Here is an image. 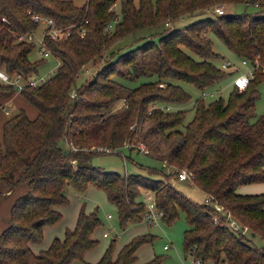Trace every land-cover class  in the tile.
Masks as SVG:
<instances>
[{
  "label": "trees",
  "instance_id": "1",
  "mask_svg": "<svg viewBox=\"0 0 264 264\" xmlns=\"http://www.w3.org/2000/svg\"><path fill=\"white\" fill-rule=\"evenodd\" d=\"M235 3L256 10L223 12L179 28L163 25L166 19ZM33 14L68 26L69 34L59 40L44 36L57 66L43 83L34 88L24 84L18 92L35 108V116L29 119L19 110L1 125L0 182L8 185L6 191L23 182L26 191L14 197L0 230V264H159L157 256L135 263V250L150 238L147 233L125 241L115 255L109 242L95 262L84 260L83 253L96 243L91 232L98 218L81 208L63 237L53 236L37 252L31 249L30 243L41 240L43 226L60 217L66 186L81 192L87 184L104 190L120 227L142 219L144 204L138 196L144 191L152 194L165 223L181 209L186 222L182 249L196 262L264 264V246L252 241L255 235L264 240V191L238 192L240 185L264 182V113H254L257 85L264 78V0H138L136 6L132 0H84L78 5L72 0H0V70L8 76L26 79L35 70L37 63L26 56L32 43L16 38L37 28ZM145 29L158 35L141 36L142 43L122 52L109 47ZM208 32L245 59L252 74L243 90L232 86L225 100L194 99L191 118L179 128L185 110L176 106L188 99L180 83L201 90L225 74L210 61L218 54ZM88 63L93 73L76 87L77 98L68 99L77 72ZM140 77L153 80L133 87L121 82ZM13 91L0 82V98ZM118 100L122 110L111 112ZM137 142L169 171L150 167L147 174H121L89 163L97 146L131 149ZM181 168L190 172L189 182L207 201H195L168 182ZM229 217L241 228H232Z\"/></svg>",
  "mask_w": 264,
  "mask_h": 264
},
{
  "label": "rangeland",
  "instance_id": "2",
  "mask_svg": "<svg viewBox=\"0 0 264 264\" xmlns=\"http://www.w3.org/2000/svg\"><path fill=\"white\" fill-rule=\"evenodd\" d=\"M72 1L74 4L78 5L81 4L84 0ZM132 3L136 6L138 0H132ZM222 6L224 13H252L256 10L252 5H245L243 3L222 4ZM114 11L116 14H118L119 12L118 1L114 5ZM212 15L215 14L211 12V9L202 11L200 13L198 12L190 15H184L178 19L172 20L171 27L179 28L195 20L210 17ZM152 30L153 29H145L132 35H127L116 40L109 47H121L119 52H122L127 48L142 43L144 41V37L141 38V36H152L155 32ZM40 32L41 27L38 26L33 31V37L37 39L40 35ZM157 35L158 33L156 32V34L153 35L152 39H155ZM207 35L211 40L212 50L218 54L217 57L210 59V61L217 69L223 71L225 74L218 78V80L213 84L201 90L195 88L189 83H180L183 90L187 93L188 99L183 104H179L178 106H176V108L178 107L185 110L184 119L182 121V125L178 126L179 128H181L183 124L191 118L192 103L194 99L201 97V91L206 93L202 97L203 102H210L218 98L225 100L228 92L232 89V79L236 75L245 73L249 69V65H242L240 62L241 59L232 54L212 32H208ZM185 51L192 58L198 59L197 56L189 50L185 49ZM26 56L31 63H37L34 72L31 74V76L33 77H50L57 66L56 59L51 54L44 53L36 42H32V44H30ZM226 60L230 61V63H232V66L221 70L220 64L222 63V61ZM92 71L93 64L91 63H88L87 67L84 66L83 69L79 70L74 78L75 86L77 88L80 87L85 79L89 75H91L89 73H91ZM227 72H230V74H227ZM152 80L153 77H140L134 80H121V82L129 87H133L139 85L141 82ZM257 90L258 97L254 103L255 115L264 113V78L257 85ZM209 93H211V95H209ZM0 102H2L1 104H3L2 108L5 107L9 109L8 114H4L3 110L0 109V129L3 121L19 110H22L26 117L29 119L33 118L36 114L35 108L30 103H28L18 92L15 91L11 92V94H9L8 96L0 98ZM123 105V101L118 100L113 104L111 112L121 111ZM146 127L147 122H144L142 131H144ZM137 143H132L130 145L132 147L131 149H128L125 146H120L111 148L107 152H94L89 157V163L104 170L116 171L121 174H147L146 169L150 167H154L163 172L169 171V168L167 169V167H165L162 162L157 161L140 151H137V149L135 148V145ZM151 175L154 177H159L161 174L152 173ZM166 179L177 190L189 196L191 199L195 201H203L205 194L195 185L190 183L189 180H179L176 178V176H170ZM257 185L261 186H256L255 184L253 186L252 184L249 187H253L251 190H256V188L263 189L264 182L262 184L258 183ZM7 188L8 185L4 181L0 182V230L8 222L10 205L14 197L20 193H25L26 191V185L23 182L15 184L9 191H6ZM251 190L247 192H255ZM64 193L67 197V202L59 206L60 217L53 223L43 226L42 238L39 242L30 243V247L34 252L47 247L53 236H57L59 238L63 237L64 229L73 227L77 212L81 208L84 212L94 211L98 218V223L93 227L91 232V236L96 240V243L83 253V259L86 261L95 262L100 257L101 253L109 242H111L112 255H115L118 248L125 241L129 240L137 234L147 233L149 234L150 238L147 241L140 243L135 250V263L144 262L153 256H157L161 258L159 264H217L211 260L199 263L194 261V259L190 255L184 254L182 249V232L186 226V222L184 213L181 209L177 210V215L169 223H165L160 219H158L156 222L147 223L141 219L140 221L136 222H128L125 226L120 227L117 223L118 219L116 207L107 198L106 193L103 189L95 187L91 184H87L83 191L78 192L75 191L71 186H66ZM138 198L141 201H144L143 193H141ZM103 231L106 232V235H102ZM252 241L257 245L264 246V240L257 235L252 237ZM164 242L167 243L166 248L162 247Z\"/></svg>",
  "mask_w": 264,
  "mask_h": 264
},
{
  "label": "built area",
  "instance_id": "3",
  "mask_svg": "<svg viewBox=\"0 0 264 264\" xmlns=\"http://www.w3.org/2000/svg\"><path fill=\"white\" fill-rule=\"evenodd\" d=\"M209 9H211V12L214 13L215 15H219V14L223 13L222 4L212 6ZM31 19L35 24H37V27L38 26L41 27V32H40L39 37L37 39H35L33 37V32H30V33H26V34H17L16 38L18 40L27 41L30 43L36 42L37 45L42 49V51L44 53L50 54V50L45 46L44 36H48L54 40H59V39L65 38L69 34V27L68 26H59L56 23H54L53 19H51L50 17H45L42 15L33 14V15H31ZM115 21H116V18H113L105 26L104 31H107L108 28L111 27ZM171 21L172 20L166 19L164 21L163 25L165 27H171ZM79 34L83 35V30H80ZM240 62L242 65L248 64L245 59H241ZM229 66H232V63H230V61H228V60L222 61V63L220 64V69L223 70ZM92 73L93 72H91L89 74H92ZM251 74H252V69L249 66L248 71H246L245 73L238 74L232 79V86L235 87L238 91L243 90L246 87V85L248 84V80H249V77L251 76ZM45 80H46V77H44V76L33 77L30 75L26 79H23V77L19 74H16L14 76H8L5 72L0 70V82L12 85L15 92H19L21 87L24 84H27L30 87L34 88V87H37L38 85H40L41 83H43ZM159 85L161 86V84H159ZM205 94H206L205 92L201 91V97H203ZM209 95H211V93H209ZM67 98L70 100H75L77 98V89H76L74 80H73L70 88L68 89ZM160 106L162 108H165V109L169 108L168 105H166V106L160 105ZM2 107H3V104H0V109L3 110L4 114H8L9 109L5 108V107L2 108ZM70 148L73 150L76 149L72 145H70ZM135 148L142 153L148 152V149L145 147V145L142 142H138L135 145ZM95 149L97 151H101V152H107L109 150L105 147H100V146L95 147ZM176 178L179 180H185V179L190 180L191 174L185 168H181V169L177 170ZM143 198H144V201H143L144 210L142 213V220H144L147 223L156 222L158 219H160L161 210L155 206L152 194L150 192L144 191L143 192ZM204 200L207 201V198H204ZM228 224L232 228H235V229H237L239 227L241 228V226H239L238 223L232 217H229ZM102 235H106V232L103 231ZM162 247L166 248L167 243L164 242Z\"/></svg>",
  "mask_w": 264,
  "mask_h": 264
},
{
  "label": "crops",
  "instance_id": "4",
  "mask_svg": "<svg viewBox=\"0 0 264 264\" xmlns=\"http://www.w3.org/2000/svg\"><path fill=\"white\" fill-rule=\"evenodd\" d=\"M259 184H262L263 182H258ZM258 183H250V184H244V185H240L239 187H238V192H240V193H258V192H256V191H263V189H264V187H263V189H261V188H256V190L254 189V190H251L253 187H249V186H251L252 184H253V186H254V184L256 185V186H261V185H257ZM248 186V187H247ZM255 191V192H247V191ZM261 189V190H260Z\"/></svg>",
  "mask_w": 264,
  "mask_h": 264
},
{
  "label": "water",
  "instance_id": "5",
  "mask_svg": "<svg viewBox=\"0 0 264 264\" xmlns=\"http://www.w3.org/2000/svg\"><path fill=\"white\" fill-rule=\"evenodd\" d=\"M227 74H230V72H227ZM251 234H253V233L251 232Z\"/></svg>",
  "mask_w": 264,
  "mask_h": 264
}]
</instances>
